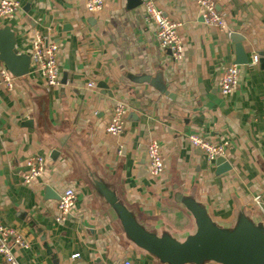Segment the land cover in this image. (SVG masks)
Segmentation results:
<instances>
[{"label":"crops","instance_id":"0c3cea01","mask_svg":"<svg viewBox=\"0 0 264 264\" xmlns=\"http://www.w3.org/2000/svg\"><path fill=\"white\" fill-rule=\"evenodd\" d=\"M18 1L0 27L15 33L20 53H31L36 32L57 43L61 84L48 87L32 67L12 90L0 76V223L19 229L30 244L13 246L17 264H157L123 239L89 184L96 174L155 230L184 234L193 226L170 201L175 186L194 189L216 217L228 219L237 202L263 214L255 198L264 205V0H215L226 30L203 22L196 0H152L182 23L181 60L159 46L147 0L134 7L106 0L96 14L88 13L86 0ZM235 33L248 63H237ZM233 63L239 83L223 95L219 81ZM145 76L150 80H140ZM116 101L127 105L119 136L105 130ZM191 134L227 141L232 169L217 174L216 160L191 144ZM153 139L165 164L158 177L149 172ZM34 155L46 158V169L28 184L23 175ZM67 188L76 201L58 222L57 202ZM0 264L9 263L0 256Z\"/></svg>","mask_w":264,"mask_h":264},{"label":"water","instance_id":"95a60500","mask_svg":"<svg viewBox=\"0 0 264 264\" xmlns=\"http://www.w3.org/2000/svg\"><path fill=\"white\" fill-rule=\"evenodd\" d=\"M140 3L141 0H129L132 7ZM233 37L237 42V63H248L240 36L235 33ZM0 60L16 77L30 73V53L19 52L15 33L9 26L0 27ZM140 80L150 79L145 76ZM59 153L53 151L52 157ZM215 162L217 174L232 169L225 157ZM89 184L113 213L123 239L157 264H264V215L254 207L237 202L228 219L216 217L209 203L199 199L194 189L185 191L175 186L170 201L182 206L193 224L190 231L178 234L168 228L151 229L142 223L116 187L101 176L92 175ZM47 189L52 191L51 187Z\"/></svg>","mask_w":264,"mask_h":264},{"label":"built area","instance_id":"2783aa9c","mask_svg":"<svg viewBox=\"0 0 264 264\" xmlns=\"http://www.w3.org/2000/svg\"><path fill=\"white\" fill-rule=\"evenodd\" d=\"M106 0H86V9L90 14L100 12ZM200 7L201 17L206 25L217 27L221 30L227 29L225 16L217 9L215 0H196ZM20 8L18 0H0V18L13 17ZM145 15L150 21H153L156 27V39L159 46L169 51L173 59L181 60L183 57V41L179 34V28L182 23L171 19L152 0L144 2ZM31 67L32 70L43 79L48 87H57L61 84V72L59 65V46L57 43H49L46 37L36 32L31 43ZM259 60L258 55L253 56V63ZM240 68L238 64L229 65L223 72L219 89L223 95L231 94L238 86ZM2 82L9 90L15 86L17 77L13 75L7 67H3L0 71ZM89 87H95L96 84L91 82ZM127 105L123 101H116L110 121L105 126L108 134L119 136L124 132L126 124ZM191 144L205 153L209 161H215L219 157H225L228 142L213 143L197 134L189 136ZM147 156L149 159V172L152 176H160L165 169L161 146L155 139L151 140L147 145ZM46 169V158L41 155H34L28 158L26 162V171L23 175L25 183L31 184L40 178ZM76 201V193L73 188H67L60 195L57 202L58 222H64L70 214L71 208ZM261 212L264 215V205L261 203L260 196L255 198ZM13 246L29 248L24 233L19 229L10 227L0 223V256H2L9 264H17L16 257L13 253ZM76 256V255H74ZM124 264H131L125 261Z\"/></svg>","mask_w":264,"mask_h":264}]
</instances>
